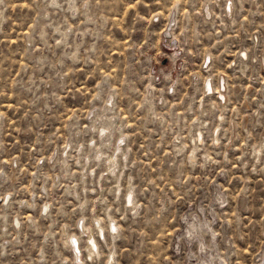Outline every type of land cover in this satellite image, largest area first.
<instances>
[{
    "label": "rangeland",
    "instance_id": "374dc122",
    "mask_svg": "<svg viewBox=\"0 0 264 264\" xmlns=\"http://www.w3.org/2000/svg\"><path fill=\"white\" fill-rule=\"evenodd\" d=\"M219 262L264 264V0H0V264Z\"/></svg>",
    "mask_w": 264,
    "mask_h": 264
},
{
    "label": "bare ground",
    "instance_id": "6f19581e",
    "mask_svg": "<svg viewBox=\"0 0 264 264\" xmlns=\"http://www.w3.org/2000/svg\"><path fill=\"white\" fill-rule=\"evenodd\" d=\"M211 90V88H210ZM106 130L103 129V132H105ZM105 134V133H103ZM102 134V135H103ZM105 139V138H104ZM122 142V141H121ZM120 146H117L116 149H115V152H118L120 151ZM100 155V154H99ZM113 159V158H112ZM110 160V159H109ZM191 160L193 161V157H191ZM109 163V167H108V170L112 173H114L115 169H116V161L113 159L111 161L108 162ZM132 197H131V194H129L128 196V199H127V203L128 204H132ZM47 210V207L44 208V211ZM96 227H97V233L102 236L103 235V228L101 225H99L98 223H96ZM197 226L194 224V223H191L189 224V227L188 229H196ZM188 230V231H189ZM110 231H111V235L114 236L116 235V232H117V226L112 222V220L110 219ZM80 233H86L87 235V239H86V245H85V248L87 250V253L89 255V257H91L93 254H97V243L94 239V237L92 236L91 232L89 231L88 227H86L83 223L80 224ZM78 238L76 236H71L69 238H67L66 240V243L69 245V247L74 251V255L75 257L79 260L80 259V248H79V245H78ZM200 249L204 250V246L200 245ZM112 258H110L111 260ZM209 263H212V261H210ZM219 264H223L221 262H219Z\"/></svg>",
    "mask_w": 264,
    "mask_h": 264
}]
</instances>
